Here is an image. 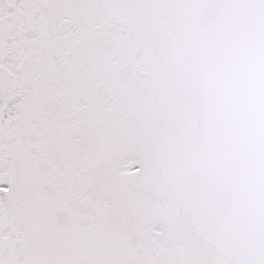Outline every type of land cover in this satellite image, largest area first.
Listing matches in <instances>:
<instances>
[{
    "label": "snow or ice",
    "instance_id": "obj_1",
    "mask_svg": "<svg viewBox=\"0 0 264 264\" xmlns=\"http://www.w3.org/2000/svg\"><path fill=\"white\" fill-rule=\"evenodd\" d=\"M0 264H264V0H0Z\"/></svg>",
    "mask_w": 264,
    "mask_h": 264
}]
</instances>
